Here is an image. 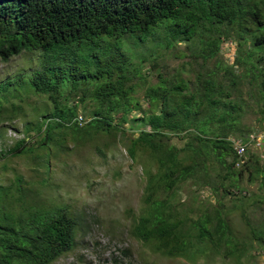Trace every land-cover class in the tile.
<instances>
[{
  "label": "trees",
  "instance_id": "1",
  "mask_svg": "<svg viewBox=\"0 0 264 264\" xmlns=\"http://www.w3.org/2000/svg\"><path fill=\"white\" fill-rule=\"evenodd\" d=\"M148 40L166 47L189 42L191 56L202 59V69L188 80L161 75L156 85L148 86L144 98L149 108L136 117L143 128L126 140L114 114L125 119L139 108L132 80L140 71L124 45ZM225 40L236 44L233 64L218 58ZM24 51L41 52L39 67L27 78L53 107L34 127L39 137L26 133L1 148L8 158L0 163V175L9 157L33 153L37 177L25 179L17 172L8 184L0 179V264H51L74 248L79 233L87 234L91 219L86 220L84 209L64 203L57 194H39L45 195L51 183L53 163L70 151L69 141L81 145L80 135L95 133L114 136L113 143H122L133 161L146 154L139 159L147 175L146 208L131 223L130 237L193 264L208 251L234 256L238 262L242 256H254L246 242L235 237L230 210L220 201L192 218L175 194L189 180L215 194L220 187L223 194H233L234 187L240 192L234 180L243 169L252 178L261 175L264 183L259 157L246 148L245 160L237 166L231 139L248 140L243 134L249 129L242 130V123L249 97L255 98L264 121V0H0V58L7 61ZM212 58L215 65L204 67ZM91 85L97 106L91 119L79 125L76 104L69 105L68 98L79 90L88 93ZM87 125L95 128L85 133ZM172 135L185 139L183 145L172 143ZM109 142L95 146L103 157L111 149ZM222 179H228L229 186ZM242 216L258 252H264V222L255 225L245 212ZM93 221L100 223L96 215ZM128 252L123 250V257L129 258Z\"/></svg>",
  "mask_w": 264,
  "mask_h": 264
},
{
  "label": "rangeland",
  "instance_id": "2",
  "mask_svg": "<svg viewBox=\"0 0 264 264\" xmlns=\"http://www.w3.org/2000/svg\"><path fill=\"white\" fill-rule=\"evenodd\" d=\"M139 43L141 42L131 45L125 42L124 46L132 52V61L139 67L140 73L133 78L132 82L136 85L133 96L139 101L140 106L127 113L125 119L123 116L117 117V113L114 114V122L120 124L125 132L126 140L128 136L137 135L143 128V125L139 123L140 120L137 119L142 117L143 110L149 108V103L144 98L148 86L156 85L161 75L166 79L188 80L194 78L196 72L202 69V59L191 56L189 42H182L171 47L151 40L142 45ZM235 50L234 41H223L218 53L219 60L223 64H233ZM40 54L41 52L38 51H24L7 61L0 58V101L2 103L0 163L7 157L5 151L1 152V148L7 149L17 139L27 135L26 133L33 136V139L39 137L35 134L34 127L41 122L42 113L50 111L53 107L47 95L35 92L28 81L27 75L39 67ZM214 65L215 59L212 58L204 67ZM6 80L11 81L7 87L2 85V82ZM89 87L91 90L88 93L79 90L78 94H71L68 98L69 105L76 104L77 115L85 120L79 125H84L91 119L97 106L92 95L94 86ZM243 89H248V85H244ZM67 93L68 91L65 90L64 94ZM63 97L64 95L61 94L60 100ZM248 100L249 102L246 99L247 105L244 108L242 130L249 129V132L245 131L243 134H247L249 140L259 132L263 133L264 121L260 120L261 114L255 98L249 97ZM28 127L32 128L26 131ZM87 128L91 131L95 126L87 125L86 129L84 128L85 133H89ZM113 140L114 136L107 133H95L91 134V137L80 135L78 141L81 145H73V142L69 141L67 147L70 151L60 155L53 163L51 183L44 188L45 195L41 193L39 196L45 198L46 195L57 194L64 203H69L75 209H84L88 215L86 220L91 219V224L85 236L79 233L74 248L56 258L51 264H193L179 256H164L152 250L149 244H144L128 235L131 223L146 208L143 196L147 175L139 161L146 154L140 153L138 161H133L128 157L123 144H115ZM107 141L113 144L103 157L95 146H103ZM170 141L181 146L185 139L172 135ZM247 150L259 157L258 163L264 168V139L261 140L260 145H252V142H249ZM32 156L33 153H26L9 157L8 168L0 175L2 183L8 184L17 172L21 173L25 179H35L37 175L31 164ZM246 159L248 160V155ZM243 170V173L234 180L242 189L240 192L234 187L233 194H223V187H220L215 194L210 187L194 184L191 180L183 182L176 190L175 200L192 218H196L201 209L211 207L212 204L220 201L225 211L230 210L227 216L235 237L241 242H246L245 246L249 247L248 253H255L253 257L242 256L238 262L234 256L208 251L204 256L199 257L196 264H264V252H258L259 245L250 235L248 225L242 216L245 212L250 222L255 225L264 222V183L261 181V175L252 178L248 169ZM222 180L226 186H229L228 179ZM163 193L158 197H161ZM95 215L100 219V223L93 221ZM125 249L129 251V258L123 257L122 251Z\"/></svg>",
  "mask_w": 264,
  "mask_h": 264
},
{
  "label": "built area",
  "instance_id": "3",
  "mask_svg": "<svg viewBox=\"0 0 264 264\" xmlns=\"http://www.w3.org/2000/svg\"><path fill=\"white\" fill-rule=\"evenodd\" d=\"M82 121L85 122V120L81 116H78L77 117L78 124L82 123ZM231 139H232L234 148L236 149L238 157H239V161L236 163V165L239 166L245 160L244 158H245V151H246V148H247V144L249 142H252V145H260L261 144V140L264 139V131H263L262 134L259 132L257 135L251 137L246 142H242V141L236 140L234 137L231 138Z\"/></svg>",
  "mask_w": 264,
  "mask_h": 264
}]
</instances>
